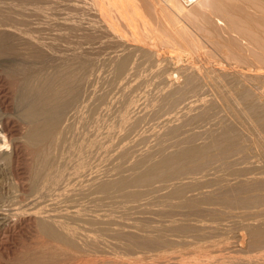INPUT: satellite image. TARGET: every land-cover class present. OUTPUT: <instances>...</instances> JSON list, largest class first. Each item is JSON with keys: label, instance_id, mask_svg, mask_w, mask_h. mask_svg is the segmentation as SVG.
<instances>
[{"label": "bare ground", "instance_id": "obj_1", "mask_svg": "<svg viewBox=\"0 0 264 264\" xmlns=\"http://www.w3.org/2000/svg\"><path fill=\"white\" fill-rule=\"evenodd\" d=\"M15 1L18 2L19 0ZM20 1H23L24 4V0ZM26 1L30 2L32 0ZM44 1L49 2L50 0ZM178 1H93L99 6L96 8V13L103 23L105 32L107 31L106 34L108 33L110 35L108 37L113 41L119 42V45L122 46L120 49H113L114 53L109 59L113 63V68L111 67L113 72L116 75H123V78L126 80L125 83L128 81L129 77L136 72L135 68H137V65L132 63V56L134 58L135 52H139L140 57H142L145 62L151 61L153 54H156L154 53V48L151 46L152 44L150 45L146 42L145 37L147 35L145 36V33L149 35L147 36L149 40L151 39L149 33H151L153 39H155V36L159 41L161 40V42L169 41L170 43L172 42V44H180L190 50L195 47L194 45L197 41L196 36L180 22L183 19L182 17L186 15V12L180 6V1ZM9 2L8 4H10ZM39 2L42 4V1ZM77 4L79 5L78 2ZM181 4L185 6L183 3ZM32 5L33 4L30 6L28 5V7ZM22 6L24 7V5ZM73 6L75 8V5ZM84 6H87L86 3ZM248 7H255L256 10L253 12ZM57 8L58 7H56V9ZM67 8L68 9H63L69 10L68 5ZM91 8L93 9V7H90V9ZM24 9L26 8L24 7ZM112 9L117 14L114 12H111V14L113 13L114 17L116 15V19L118 20L120 19L119 17H121L122 21H120H124L126 26L128 24L130 26L136 24L141 27H139V29L135 25L133 26V28L136 27L134 30L131 27V30H133L131 32L132 35H130L131 33L128 34L133 37L132 41H130L132 38L126 33L128 32L127 27L129 26L124 30L126 33L125 35L129 38L125 37L129 41L123 39V37L120 36L121 33L115 32L118 31V29L120 30V28L116 29L115 26L118 24L117 27H119L123 25L124 22L122 24L120 23V25L119 23L116 24L115 21L114 24V19L111 20L107 18L110 13L109 11ZM4 10L2 12L6 13ZM13 10L15 11V9L12 8V11ZM71 10L74 11V9ZM60 11L61 10L58 12ZM76 11L78 10L76 9ZM16 12L20 13L18 11ZM63 13L62 16L65 15ZM22 14L21 12V15ZM26 14L27 12L25 15ZM32 14L34 15V12ZM55 14L57 15V13ZM59 14L57 15L58 17L60 16ZM2 16L4 17L5 15ZM10 16L11 15H8V17ZM22 16H24V14ZM35 16L37 15H34V19L37 21ZM41 16L42 15H40V17ZM117 16L119 17L117 18ZM6 17L4 18L9 20V18ZM4 18L2 20H4ZM60 18L62 22L63 17L60 16ZM179 18L182 19L180 20ZM184 18L191 22L193 30L200 32L201 38H206L210 43L224 50L226 52L225 57L232 58L234 61L229 59V61H232L228 62V58L226 60L224 59L227 61V66H229L227 69L221 67L223 64L220 66L214 65L215 62L213 61L212 63V61L208 60L209 58L199 66L193 65L194 63L189 65L185 63L186 66H180L179 64V68L177 66L178 71L175 69V71L178 72L177 74H179V80L175 79L177 77L174 78L176 81H171L167 76L166 80L164 79L165 74L161 77L158 72L160 75L158 78H161L160 81L163 85L162 87L160 86L161 89L158 91L157 96L152 99V101H154L152 105L150 104L151 109L149 112V114L152 115L161 113L160 117L162 116V118L158 121L156 119L158 123H155L156 125L158 124V128L150 129L151 131L149 133H138L137 126H139L138 123L141 120L143 121V116L141 115H143L145 110H143L142 114L138 113L135 117L133 116L134 118L127 122L125 131H123L124 134L126 133L128 135H130L129 133L131 131H135L132 135L134 137L128 142L127 139L125 141L126 143L123 142L120 144V142H122L120 141V145L118 144V146H114L111 143L105 146L106 151L109 152V159L113 161V165L110 166L111 168L109 171L105 170L108 173H105L103 177H101L103 173H98L100 174L99 177L95 172L92 173L91 171H87L84 159H82L81 163H78L77 161L75 162L76 159L72 157L73 155L77 157L79 154L82 156L83 150L87 148L92 149L94 147L96 150L99 148V143L98 145L95 141L92 143L91 137L85 138V135H83L84 137L81 136L82 138H80L79 131L76 132L72 122L68 121L70 116H75L78 113L77 110L79 107L77 109V106L82 91H80V85L82 84L81 81L86 78V71H90V69L85 70L87 68L85 67L87 64H85V62L89 58L82 61L84 59L80 57L82 60L80 65L77 64V66L75 65L77 63H75V59H73V61H71V59L67 61L61 59L59 61L63 62L55 66L54 70L51 69V71H53L51 74L45 73L47 71L44 70V67L48 64L41 66L39 63V66H41L40 68H36V65L35 67H31L26 63H22L23 61L21 60V62L12 61L6 64L3 73H5L4 75H6L7 78L9 77L14 81V97L11 95L12 98L10 99L12 100L11 103H13L12 107H14V113L20 121V124L14 131L13 127L8 125V118L6 116L1 119L3 127L0 129L3 133L0 131V146L8 144L9 141L13 147L11 152H13L12 154L15 156L21 151L26 150L28 158H30L27 163L30 162L29 166H27L26 163V171H24V168V172H22L25 178L22 182L27 193L25 190L23 191L21 189L22 192L27 194L28 201L26 200L25 207L22 208L23 211L21 210L22 212L20 211V213L18 211L20 208H17V210L16 208L13 209L11 206L13 209L12 211L11 208L4 211L0 208V224L5 228L10 225L12 226V224L14 227V224L17 222L21 223L22 221L23 223V221H32L34 225L33 229H35L34 232H36L35 235H38L40 239L39 245L36 244V247H38L36 250L33 252L25 251L26 253H24V251L21 252L22 254L20 253L14 257L12 264H63L66 261V263H68L69 260L73 261V264H264V0H197L192 4L191 12ZM65 19L69 21V17ZM2 20H0L1 24H3ZM16 20L18 19H15L14 22L19 25ZM25 20L23 21L25 22ZM85 20L89 21L87 18ZM97 21H99V19ZM39 22L41 23V21ZM10 23H12L11 20ZM26 23H24V25L30 22L28 21V23ZM51 23L53 24V22ZM99 23L96 25H99ZM5 24L7 25V23ZM33 24L32 28L35 26H33ZM74 24L75 23H73L72 26H74ZM92 24H94V22ZM96 25L95 27H97ZM19 26L21 27V25ZM19 26L15 27L19 29ZM38 26L36 25V27ZM61 26H65L63 22ZM36 27L35 30L38 31L39 28ZM52 27L53 25L51 26V30L53 28L55 29V26ZM80 27H82L81 32H83V26ZM89 27L87 26V28ZM43 29L41 30L40 28L39 30L44 32L45 29ZM76 29H78V27ZM28 30L30 29L23 30V34ZM56 30L58 31V29ZM99 30L100 29H98V31ZM66 31L70 30L66 28ZM85 31L88 33L89 29ZM93 31L95 30L90 32ZM98 31L96 29L95 32ZM78 33H80V31ZM38 34L42 35L40 31ZM67 34H65V36ZM15 35H17V33H15ZM15 35L12 37H17ZM55 35L53 36L54 38L57 36ZM90 35L92 34H89V36ZM19 37L20 35H18L17 39H19ZM108 37L106 38L109 39ZM85 38L88 37L86 36ZM14 39L16 40V38ZM25 39V43L24 39H22L23 41H20V43L23 42L25 44L23 45L28 49L30 47V45L29 47L26 46L28 37ZM33 39L35 40L34 37ZM44 39L48 38L45 37ZM50 39L51 37L49 40ZM66 39L67 37L64 39L63 43L66 42ZM69 39H71V37H69ZM69 39H67V42L70 41ZM73 39H75V37ZM10 40L8 41L7 38L2 35V31L0 32V57L8 51H12L13 53L14 46L17 47L9 43H13V39L10 38ZM19 40H16V42L18 41L16 43L18 45ZM89 40H93L92 36ZM56 41L58 42V39ZM59 41H63V39ZM74 41L77 42L78 45L81 44L80 42L78 43L80 40L76 41L75 39ZM34 42H36V40ZM92 42L93 41L90 42L91 46L95 44L97 47L96 43ZM117 42H115V45ZM155 42L157 43L158 41ZM69 43L67 45H69ZM99 43H101V41H99ZM156 43L155 45H157ZM36 44L34 45L36 46ZM50 44L52 45L51 42ZM23 45L20 44V46ZM180 45L178 47H182ZM20 46L17 47L19 50H21ZM24 46L22 48H24ZM91 46L89 45V49ZM40 47L41 45L39 48ZM43 47L44 46H42V48ZM50 47L53 48V45ZM26 48L24 49L25 51H22L23 53L26 52ZM71 48L74 49V45ZM99 48L100 46L98 49ZM18 49H16V51H18ZM67 49L68 47H66L65 50L67 51ZM92 49L93 46L91 51H88L86 47V50L90 53ZM81 50L83 51L82 53H84L83 48ZM34 51H31V53ZM66 51L64 53L65 56ZM80 51L78 50L79 53L77 54H80ZM99 51L101 52V49ZM102 52L99 53L101 56L104 55H102ZM18 53H21V51H18ZM133 53L135 54L133 55ZM7 54L5 55L7 56ZM33 54H31V56ZM45 54H47V52ZM45 54H41L42 57ZM56 54H58V52ZM27 55H29V53ZM37 55H35V57H37ZM93 55L95 54L93 53ZM13 57H15V55ZM23 57L24 54L21 58ZM51 58L52 57H50V59ZM53 58H55V56ZM57 58L61 57L58 55ZM57 58H55V61H57ZM25 59L27 58L25 57ZM49 60L48 62H50ZM188 60L191 59L189 58ZM41 61L43 62V59ZM156 61L157 60H155L154 63H156ZM98 62L96 64H98ZM157 62H159V60ZM191 62H194V60ZM43 63L46 62L44 61ZM90 63L93 62L91 61ZM109 63L111 62L109 61ZM106 64L108 65V63ZM140 64L142 65L143 63ZM51 66L49 68H51ZM89 66L91 67V65ZM99 67L100 65L98 66V70ZM101 68L104 67L102 66L100 69ZM101 70L100 72H102ZM145 70L147 71V68ZM153 70L154 69H152V71ZM92 71L91 67V73L93 74ZM84 72L86 73L84 74ZM143 72L144 71H142V73ZM161 72H163V70ZM0 73L2 75V72ZM84 75L85 77L83 78ZM3 77L2 80L5 79V76ZM133 78L132 76L131 79ZM147 78L148 77L143 79L146 80ZM134 79L137 80L136 78ZM143 79L140 81L141 83ZM139 80H141V78ZM101 83L99 85H101ZM103 83H105L104 80ZM85 85L87 86L88 84ZM10 88L12 89V87ZM115 90L117 89L115 88ZM5 93L6 92L3 94ZM93 93H91V95ZM98 93L99 92L95 95H98ZM147 94L153 95L154 93L151 92ZM5 95L8 96V94ZM5 95L2 100L5 99L9 103L10 101ZM143 96L145 97V94L142 95V97ZM94 98L95 96L93 99ZM83 99L81 98L80 101ZM150 101L147 102L150 103ZM113 102L115 103L117 100H113ZM147 102L146 106L148 105ZM85 103L86 102H84V104ZM4 106H6V104H4ZM110 106L108 105V107ZM134 106H136V104ZM82 108H84V106ZM7 109L9 108L7 107ZM7 109H5L6 112L8 111ZM126 110L124 109L123 111L126 112ZM11 111H9V114ZM225 112L228 113L230 117H226ZM130 113L126 115H130ZM100 115L102 114L100 113ZM95 116L97 117V115ZM75 117H73L74 119L72 118L74 122ZM78 119L79 121H77L82 125L86 123L85 116H80ZM125 119L123 118L124 121ZM124 121L121 123H124ZM144 121L146 120L144 119ZM151 122L154 123L155 121ZM153 123L150 124L153 125ZM77 125V127L81 126H79L78 123ZM102 125L103 124H101V127ZM112 125L117 128L115 122L112 123ZM112 125L111 127L113 128ZM119 125L121 124L119 123ZM88 126L90 127L91 125ZM107 131H109V129ZM68 132L71 133L69 137L66 134ZM112 134L113 133H111V136ZM93 135L95 134H92V137H95ZM105 136L107 137V135ZM105 136L103 137L104 139ZM124 136L127 137L126 135ZM103 138L100 140L98 137L97 142H101ZM147 140H150L148 145L145 144L146 146L143 145L144 147L139 146L140 143L142 145V143L144 144V141ZM88 149L86 151H89ZM86 151H84L83 154H86ZM94 153L97 154L96 152ZM5 156H7V153ZM84 156L85 155L82 157ZM3 159L7 158L3 157ZM15 159L18 161L17 158ZM98 160L100 161V158ZM9 161L11 160L7 162ZM3 162L6 163L5 160ZM63 166L65 168L64 170L69 166L72 167V170L75 169L72 173L68 174L69 178L67 179L66 177L68 176L64 179V174H61L63 178L58 174L60 170L62 171ZM11 167L10 164V168ZM100 168L95 169L99 170ZM89 169L92 170L93 168ZM6 170L8 172V169L4 171ZM4 171H2V174H4ZM10 171L12 170L10 169ZM81 172L82 174H87L83 177L82 181L79 180L81 181L79 183L77 177ZM100 172H103V170ZM80 177L82 178V176ZM84 199H92L96 206L100 205L102 207L104 203H107L113 207H121V215L116 216V214H119L117 211L115 215L107 211L99 213H93L95 211L90 212L83 203ZM21 205H23V203H21ZM111 206L108 208L111 209ZM104 209H106V207ZM16 210L17 212L15 213ZM14 215L15 218L12 217ZM238 231L242 232L238 234ZM237 234L242 246L237 244ZM235 237L237 240L233 239ZM26 250L32 251V247ZM112 250L120 251L123 254H127V256H129L128 254L134 255L137 253H144L146 254L145 259H143L145 261L137 262L138 260L129 261L126 259H119L120 256L118 258H110V256L107 259L103 257L98 258V255L105 252H112ZM109 254L112 255L111 253ZM124 256L126 257V255Z\"/></svg>", "mask_w": 264, "mask_h": 264}, {"label": "rangeland", "instance_id": "obj_2", "mask_svg": "<svg viewBox=\"0 0 264 264\" xmlns=\"http://www.w3.org/2000/svg\"><path fill=\"white\" fill-rule=\"evenodd\" d=\"M6 1V2H5ZM10 1V2H9ZM15 0H13V3H12V0H0V10H4L6 13H4V12H2V11H0V14L1 13H3V14H1L0 16H2V15H5L4 17H6V15H7V17H8V15H11L13 18L14 17H16L17 15V17L16 18H14V20L12 21V19L10 18V17H8L9 18V20H7V19H5L3 16V18H4V20H2L3 18L2 17H0L1 19L0 20H2V23L3 24H5V23H7V25L5 24V25H3V24H1V21H0V30L2 31V35H4L6 38H7V40L9 41L10 40V38L11 39H13V43L12 42H9V43H11L12 45H16L17 47H19L20 46V44L21 45H23L24 43H25V41H26V39L25 38H27L28 37V40H27V42L28 43H30V41H31V43L30 44H28V43H26V46H28L29 47V45H30V47L27 49L24 45V48H22L23 46H20V49L21 50H19L17 47H15L14 46V51H13V53L16 51V49H18V51L20 52L21 51V53H18V51H16L14 54L12 53V51H8V52H6L5 54H7V56L5 55V54H3L1 57H0V72H2V75H1V73H0V81L2 80V77L3 76H5V79H3L0 83L2 84H0V86L2 87H0V99L2 100L3 99V96L5 95V94H8V96L7 95H5L6 97H8V99H9V103L4 99V100H0V108L2 109V111H1V109H0V128H2L3 127V122H2V118L3 117H7L8 118V125H10L11 127H13V129H14V131H15V129H16V127L17 126H19V124H20V121L17 119V117H16V115H15V110H14V107H12V104L13 103H11L12 102V100L10 99V98H12V97H14V90H13V87L15 88V84H14V81L12 80V79H10L9 77L7 78L6 77V75H4L5 73H3V69L5 68V66H6V64L7 63H9V62H12V61H15V62H21V61H23L22 63H26V64H28V65H30L31 67H35V65H36V68H40L42 65H44L45 66V64H48V65H46L45 67H44V70H46L47 72H45V73H48V74H51L53 71H51V69L52 70H54V68H55V66H57V65H59V64H61L63 61H59V60H61V59H64L65 61H67L68 59H71V61H73V59H75V65L77 66V64L78 65H80V63H81V60L82 59H84V60H82V61H85V60H87L88 58L90 59H88L86 62H85V64L87 63H89L88 64V66L89 65H91V67H92V72H93V74L91 73V67L89 66H87V64L85 65V67H87L85 70H89L90 69V71L88 72V71H86V72H84V74L86 75V78H85V80L83 79L81 82H82V84L80 85V91H81V95H80V97H79V102H78V106H77V109H78V107H79V109L77 110V115H75V116H70V119H68V121H70V122H72V124L74 125L73 126V128H74V130L76 131V132H78L79 133V137L80 138H82V137H84L83 135H85V138H89V137H91V142L93 143L94 141L96 142V144L98 145V143H99V150L97 149L96 150V148H92V149H88L89 151H86L87 149H85V150H83V152L84 151H86V154L84 153L83 154V152H82V156L83 155H85L84 157H82L80 154H79V156H77V157H75L74 155L72 156V157H74L76 160H75V162L77 161L78 163H81V161H82V159H84V164L86 165V170L87 171H91L92 173H94L95 172V174L97 175V176H99L101 173H103V175H101V177H103V176H105L104 174L105 173H108V172H106L105 170H108L109 171V169L111 168L110 166H112L113 165V161H111L110 159H109V152H107L106 151V149H105V146L107 145V144H113L114 146H118V144H119V142L120 141H122V142H120V144H122L123 142L124 143H126L125 141L127 140V142L129 141V140H131L134 136H132L134 133H135V131H131L132 132V134H131V132L129 133L130 135H128V134H124V131H125V126H126V124H127V122L129 121V120H131L132 118H134L135 116H136V114H138V113H143V110H145L144 111V113H143V115H141V116H143V121L141 120L139 123H138V125L139 126H137V132L138 133H144V132H146V133H149L152 129H155L156 127L158 128V124L156 125L155 123L160 119V118H162V116L160 117V114L161 113H159V114H154V115H152V114H149V112H150V109H151V106H150V104L152 105L153 104V101H152V99H154V97H156L157 96V93H158V91L161 89V87H162V85H163V83L160 81L161 80V78H158V77H160V75H161V77L162 76H164V74H165V77H164V79H166L167 80V78L168 79H170L171 81H176V80H179V74H177L178 72H176L175 71V69H177V71H178V68H179V64H180V66L182 65V66H184L185 65V63H186V65H189V64H193V65H195V66H199V65H201L202 63H204L205 62V60L206 59H208L209 61H212V63H213V61L215 62L214 63V65H221V64H223L221 67H223V68H225V69H227V68H229V66H227V61H225L228 57H225V55H226V52L224 51V50H221L219 47H217L216 45H214V44H212V43H210L206 38L205 39H203V38H201L200 37V32L199 31H196V30H193L192 29V25H191V22L190 21H188L186 18H184L187 14H189L190 12H191V7H192V4L191 5H185V6H183L178 0V2H179V4H180V6L183 8V10L186 12V15L184 16V17H182L180 20V22H181V24L183 23V25L186 27V28H188L189 29V31L193 34V35H195L196 36V42H195V47H193L191 50L190 49H187L185 46H183V45H180V46H182V47H178L179 45L177 44H175V43H173L172 44V42L170 43L169 41H162L161 42V40L159 41V39L158 38H156L155 36H154V38L156 39H153V37H152V34L151 33H149L150 34V36H151V39H153V40H149V37H147V36H149L148 34H146L145 33V36L147 37H145V40H146V42H148V44H152L151 46L154 48V53H156V54H153V57H152V60L151 61H146L145 62V60H143V58L142 57H140V55H139V52H135V53H133V55H134V58H133V56H132V63L134 64L135 63V65H137L136 67L137 68H135V73H134V75H131L130 77L132 78V76L134 77V78H136L137 80H135L134 78V80L133 79H131L130 77H129V79H128V81L125 83V79L123 78V75H116L114 72H113V63H112V61L109 59L112 55H113V53H114V50H117V49H120V48H122V46L121 45H119L120 43L119 42H117V41H113L110 37H108V36H110L108 33L106 34V32H105V29H104V27H103V23H102V21H101V19L98 17V15H97V13H96V8H98L99 6H97V3L96 2H93L94 0H50L48 3L46 2V1H44V0H39V1H42V4H41V2H39L38 0L36 1V0H32V1H30V2H28V1H26V0H24V4H23V1H18V2H14ZM72 1V2H71ZM86 1H88V2H86ZM8 2L11 4H8ZM32 2V3H31ZM44 2V3H43ZM64 4H63V3ZM77 2L79 3V5L77 4ZM5 3V4H4ZM22 3V4H21ZM33 4L31 7H28V5L30 6L31 4ZM61 4V5H59V4ZM71 5V7H70V5ZM75 3V4H74ZM85 3H86V7L84 6L85 5ZM96 5H95V4ZM8 4V5H7ZM37 4V5H36ZM44 4V5H43ZM45 4H46V6H45ZM65 4H67L68 5V7H69V10H66V9H68L67 8V5H65ZM84 4V5H83ZM2 5H3V7H2ZM5 5V6H4ZM14 5V6H13ZM18 5V6H17ZM22 5H24V7L27 9H24V7L22 6ZM39 5V6H38ZM54 5V6H53ZM60 7H59V6ZM73 5H75V8L78 10V11H76V9L74 8V6ZM88 5H90V6H88ZM93 5V6H92ZM11 6H12V8L13 9H15V11L13 10L12 11V8H11ZM16 6V7H15ZM22 6V7H21ZM42 6V7H41ZM73 6V7H72ZM96 6V7H95ZM7 7V8H6ZM37 7H38V9H37ZM45 7V8H44ZM52 7V8H51ZM56 7H58L57 9H56ZM61 7H63V8H66V9H63V8H61ZM90 7H93V9L91 8L90 9ZM10 8H11V10H10ZM31 8V9H30ZM40 8H42V9H40ZM47 8H48V10H47ZM249 8V7H248ZM63 9V10H62ZM71 9H74V11L73 10H71ZM251 11H255L256 10V8L254 7H251V8H249ZM7 10V11H6ZM32 10H34V11H32ZM41 10V11H40ZM44 10V11H43ZM48 12H47V11ZM52 10V11H51ZM54 10H55V12H54ZM59 10H61L60 12H58ZM72 11V13L73 14H76V15H73L72 13H71V11ZM16 11H18V12H20V13H17ZM25 11V12H24ZM38 11V12H37ZM46 11V12H45ZM83 11V12H82ZM14 12V13H13ZM17 14H16V13ZM21 12L24 14V16H22L21 15ZM27 12V14L25 15V13ZM31 12V13H30ZM34 12V15H37V16H35V18H37V21H36V19H34V15L32 14ZM54 12V13H53ZM63 14H65L64 16H62V13ZM66 12V13H65ZM70 12V13H69ZM110 13L108 14V17L107 18H109V19H111V20H113L114 21V24H115V21H116V24L117 23H123V22H121L122 20H121V17H119V16H117V18L119 17L120 19L118 20V19H116V15L115 14H117L113 9L111 10V11H109ZM111 12H114L115 14V17L113 16V13L111 14ZM12 13V14H11ZM35 13H38V14H35ZM41 13V14H40ZM47 13V14H46ZM50 13V14H49ZM55 13H57V15L59 14L61 17H63L62 19V22H63V25H65V26H61V18H60V16L58 17ZM67 13H68V15H67ZM87 13V14H86ZM14 14H16V15H14ZM44 14V15H43ZM83 14V15H82ZM20 15V16H19ZM30 15V16H29ZM40 15H42L41 17H40ZM49 15H50V17H49ZM110 15V16H109ZM27 16V17H26ZM55 18H54V17ZM57 16V17H56ZM71 16H72V18H71ZM77 17V19H76V17ZM83 16H84V18H83ZM111 16H113L112 18H110ZM6 17V18H7ZM20 17V18H19ZM23 18V20H25V22L22 20V18ZM26 17V18H25ZM47 17V18H46ZM68 17H69V19H68ZM29 18V19H28ZM38 18H39V20H38ZM50 18V19H49ZM60 18V19H59ZM65 18H67L69 21H67ZM89 19V21L88 20H85V19ZM15 19H18V20H16V22L17 23H19V25H21V27L18 25V24H16L14 21H15ZM33 19V20H32ZM50 21H49V20ZM99 19V21H97ZM10 20H11V22L12 23H10ZM20 20V21H19ZM36 22H35V21ZM47 21V23L49 24H47L46 23V21ZM72 20V21H71ZM74 20H75V22H74ZM92 20V21H91ZM121 20V21H120ZM187 20V21H186ZM5 21V22H4ZM9 21V22H8ZM26 21H27V23H28V21L31 23H29V24H27L26 23ZM39 21H41V23L39 22ZM45 21V22H44ZM55 21V22H54ZM58 21V22H57ZM77 21V22H76ZM80 23H79V22ZM93 23L94 22V24H92L91 22ZM96 21V22H95ZM117 21H119V22H117ZM186 23H184V22ZM22 22H23V24H22ZM43 22V23H42ZM51 22H53V24L51 23ZM60 22V23H59ZM85 22V23H84ZM90 22V23H89ZM99 23V25H96V24H98ZM10 23V24H9ZM14 23V24H13ZM24 23H26L27 25H24ZM34 23V24H33ZM36 23V24H35ZM65 23V24H64ZM69 23V24H68ZM73 23H75L74 24V26H76V27H74V26H72L73 25ZM84 23V24H83ZM101 23H102V27H101ZM32 24H33V28H32ZM40 24V25H39ZM43 24H44V26H43ZM53 25V27L55 26V29L53 28L52 30H51V26ZM55 24V25H54ZM60 24V25H59ZM90 25V27L91 28H93V29H91L90 27H89V25ZM92 24V25H91ZM120 24V25H121ZM11 27H9V26ZM36 25L38 26V27H36ZM46 25V26H45ZM49 27H48V26ZM86 25V26H85ZM95 25L97 26V27H95ZM125 25V26H124ZM136 25V24H135ZM135 25H127V26H129V27H127L126 26V23L124 22L123 23V25H121V26H119V27H117L118 26V24H117V26H115V28L117 29V28H120V30L118 29V31H115L116 33L118 32L119 34H120V36H122L123 37V39H127V38H129V37H131L130 35H132V31L136 28V27H134L133 28V26H135ZM8 26V27H7ZM18 27L19 26V29H17L16 27ZM23 26V27H22ZM31 26V27H30ZM42 26H43V28L45 29H43L42 28ZM80 26H83V28L84 29H82V30H88L89 29V34H92V35H90L89 36V34L87 33V31H83V32H81V28L82 27H80ZM87 26L89 27V28H87ZM99 26V27H98ZM124 26V27H123ZM137 26V25H136ZM4 27H6V28H4ZM25 27V28H24ZM35 27L36 28H41V30L43 29L44 30V32L43 31H41V30H39L38 29V31L37 30H35ZM69 27V28H68ZM76 29L77 27H78V29H74V28ZM86 27V28H85ZM127 27V31L128 32H126L127 34L129 33H131L130 35H129V37L127 36V35H125L126 33L124 32V30H125V28ZM131 27H132V29L133 30H131ZM138 28L140 27V26H137ZM8 28V29H7ZM23 29L24 31L25 30H27V29H30V30H28L27 32H28V34H27V32H25V34H23L24 33V31L23 30H21V29ZM49 28V29H48ZM66 28H67V30H70V31H66ZM74 30H72V29ZM97 29V31H98V29H100L98 32H95L96 31V29ZM122 28H123V33H122ZM141 28V27H140ZM139 28V29H140ZM5 29V30H4ZM12 31H11V30ZM56 29H58V31L56 30ZM138 29V30H139ZM9 30H10V32H9ZM23 31V32H20V31ZM92 30H95V31H93V32H90V31H92ZM102 30H104V31H102ZM129 30H130V32H129ZM142 30V29H141ZM140 30V31H141ZM0 31V32H1ZM14 31H15V33H17V35H15V33H14ZM31 33H30V32ZM34 31V32H33ZM39 31H40V34L42 33V35H39L38 33H39ZM46 31V32H45ZM49 31H51V32H49ZM54 31V32H53ZM56 31V32H55ZM61 31V32H60ZM74 33H73V32ZM76 31H80V33H78V32H76ZM120 31V32H119ZM18 32H20V33H18ZM49 32V33H48ZM58 32V33H57ZM77 34H76V33ZM100 32H102V33H100ZM9 33V34H8ZM10 33H11V35H10ZM46 33H48V34H46ZM52 35H51V34ZM53 33H55V34H53ZM68 33V34H67ZM71 33V34H70ZM97 33V34H96ZM5 34H7V35H5ZM17 36V37H12V36ZM27 34V35H26ZM29 34H31V35H34V36H31V35H29ZM36 34H37V36H36ZM45 34V35H44ZM60 36H59V35ZM65 34H67L66 36H65ZM102 34H103V36H104V38H103V36H102ZM18 35H20V37H19V39L21 38V37H23V38H21L20 40L19 39H17L18 38ZM46 38H48V39H44L45 37ZM48 35V36H47ZM56 36V38L58 39V42L56 41L57 39L56 38H54L53 36ZM98 35V36H97ZM124 35V36H123ZM9 38H8V37ZM26 36V37H25ZM41 36V37H40ZM43 36V37H42ZM51 37V39H54V40H49V38ZM65 36V37H64ZM82 38H81V37ZM88 37V38H85V37ZM91 36H92V39L93 40H89V39H91ZM127 38H126V37ZM25 37V38H24ZM33 37L35 38V40H36V42H34L35 40L33 39ZM40 37V38H39ZM67 37V39H69V37H71V39H72V41H71V39H69L70 41L69 42H71V43H69V42H67L68 40L66 39V42L65 43H63L64 42V39ZM75 37V39H76V41L77 40H80V41H78V43L80 42L81 44H77V42H75L74 40L75 39H73ZM94 37V38H93ZM102 37V38H101ZM106 37H108L109 39H107ZM121 37V38H122ZM125 37V38H124ZM14 38H16V40H19V45L18 44H16L17 42H16V40L14 39ZM37 38V39H36ZM60 38V39H59ZM98 40H97V39ZM132 39H130V41H132L133 40V37H131ZM22 39H24V43L23 42H21L20 43V41H23ZM41 39H42V41H41ZM63 39V41H59V40H62ZM84 39H87V40H84ZM15 40V41H14ZM45 42H44V41ZM84 42H83V41ZM10 41H12V40H10ZM38 41V42H37ZM73 41H74V43H73ZM82 41V42H81ZM87 41H88V43H87ZM91 41H93L92 43H96V45H97V47L95 46V44L93 45L92 44V46H93V49H92V52L90 53V52H88L89 50L91 51V48H92V46H91V44H90V42ZM99 41H101V43H99ZM126 41H129L128 39L126 40ZM155 41H158L157 43L155 42ZM50 42L52 43V45H53V48L52 47H50V46H52L51 44H50ZM57 42V43H56ZM60 42V43H59ZM61 42H62V46H61ZM115 42H117L116 43V45H115ZM151 42V43H150ZM160 42V43H159ZM37 43V44H36ZM41 43H43V44H41ZM60 45H59V44ZM69 43V45H67ZM88 44V46H87V44ZM104 43V44H103ZM111 43V44H110ZM155 43L157 44V45H155ZM34 44H36V46L34 45ZM47 46H46V45ZM77 44V45H76ZM172 44V45H171ZM41 45V47L39 48V46ZM50 45V46H49ZM67 45V46H66ZM71 45V46H70ZM73 45H74V49L73 48H71V47H73ZM75 45H76V47H75ZM80 45H83V46H80ZM89 45L91 46L90 47V49H89ZM173 45H175V46H173ZM42 46H44L43 48H42ZM58 46H59V48H58ZM79 48H78V47ZM87 47V50H86V47ZM100 46V48L98 49V47ZM113 46V47H112ZM119 46V47H118ZM31 47H33V48H31ZM36 47V48H35ZM39 49H38V48ZM55 47V48H54ZM66 47H68V49H67V51L65 50L66 49ZM104 47V48H103ZM118 47V48H117ZM27 49L26 50V52H22V51H25L24 49ZM45 48V49H44ZM64 48V49H63ZM83 48V50H84V53L86 54H84V53H82L83 51L81 50ZM159 48H160V50H159ZM23 49V50H22ZM31 49V50H30ZM36 49V50H35ZM38 49V50H37ZM42 51H46L47 52V54H45L44 52H42ZM62 51H61V50ZM73 49V50H72ZM97 51H96V50ZM101 49V52H102V55L103 56H101V54H99V53H101L99 50ZM114 49V50H113ZM35 50V51H34ZM41 52H40V51ZM66 51V56H65V51ZM78 50L80 51V54H77V53H79L78 52ZM93 50H94V52H93ZM107 50V51H106ZM111 50V51H110ZM159 50V51H158ZM31 51H34V52H32L31 53ZM48 51H50V52H48ZM55 51H57L58 52V54H56L57 52H55ZM69 51V52H68ZM72 51V52H71ZM75 53H74V52ZM98 51H99V53H98ZM38 52V53H37ZM55 52V53H54ZM61 52V53H60ZM71 52V53H70ZM96 52H97V54H96ZM17 53V54H16ZM29 53V55H27V54ZM33 54L32 56H31V54ZM40 53V54H39ZM48 53H49V55H48ZM60 53V54H59ZM70 55H69V54ZM76 54V55H74V54ZM89 53V54H88ZM93 53L95 54V55H93ZM163 53V54H162ZM22 54V55H21ZM23 54H24V57L23 58H21L22 56H23ZM25 54H26V56H25ZM38 54V55H37ZM41 54H45L43 57H42V55ZM83 54V55H82ZM91 54H92V56H91ZM110 54V55H109ZM162 56H161V55ZM15 55V57H13ZM18 55V56H17ZM35 55H37V57H35ZM49 57H48V56ZM51 55V56H50ZM58 55H59V57H61V58H57L58 57ZM63 55V56H62ZM69 55V56H68ZM73 55V56H72ZM109 55V56H108ZM139 56V59H138V56ZM10 58H9V57ZM21 56V57H20ZM40 56V57H39ZM55 56V58H57L56 60L57 61H55V58H53ZM75 56H76V58H75ZM92 58H91V57ZM95 56V57H94ZM97 56V57H96ZM137 58H136V57ZM4 57H7V58H4ZM12 57V58H11ZM19 59H18V58ZM25 57L27 58V59H25ZM42 57V58H41ZM50 57H52L51 59H50ZM64 57V58H63ZM69 57H71V58H69ZM82 59H81V58ZM105 57H107V58H105ZM156 57V58H155ZM200 57H204L203 59L202 58H200ZM37 58H40V59H37ZM44 58H46V59H44ZM77 58H78V60H77ZM86 58V59H85ZM101 58V59H100ZM105 58V59H104ZM153 58H154V60H153ZM167 58V59H166ZM191 59V60H188V59ZM14 59V60H13ZM32 59V60H31ZM33 59H34V61H33ZM43 59V62L45 61L46 63H43L41 60ZM50 59V60H49ZM53 59H54V61H53ZM95 59H97V60H95ZM107 59V60H106ZM164 59V60H163ZM176 59V60H175ZM200 62H198L197 60ZM211 59V60H210ZM223 59V60H222ZM225 59V60H224ZM229 59H232V58H228L227 60H228V62H230V61H232V60H230L229 61ZM21 60V61H20ZM48 60L50 61V62H48ZM77 60V61H76ZM101 60V61H100ZM140 60H141V62H140ZM155 60H159V62H157L156 61V63H154L155 62ZM169 60V61H168ZM188 60V61H187ZM192 60H194V62H191ZM203 60V61H202ZM39 61H41V62H39ZM93 62V63H90V62ZM97 61H100V62H98V64H96L95 62ZM103 61V62H102ZM109 61L112 63H109ZM138 61V62H137ZM144 61V62H143ZM172 61V62H171ZM202 61V62H201ZM222 61V62H221ZM234 61V60H233ZM143 63L142 65L140 64V63ZM171 62V63H170ZM183 62V63H182ZM225 62V63H224ZM36 63V64H35ZM39 63H40V65L41 66H39ZM43 63V64H42ZM51 63V64H50ZM95 63V64H94ZM106 63H108V65L106 64ZM163 63H164V65H163ZM168 63H169V65H168ZM177 65H176V64ZM218 63V64H217ZM33 64H34V66H33ZM158 64V65H157ZM53 66V68H52V66ZM100 65V67H104V68H101L100 69V67H99V70H98V66ZM102 65V66H101ZM112 65V66H111ZM171 65V66H170ZM185 65V66H186ZM227 67H226V66ZM51 66V68H49ZM108 66H109V69H108ZM141 68H140V67ZM146 67L147 68V71L145 70L146 68H144V67ZM147 66H150V67H147ZM159 66V67H158ZM162 66V67H161ZM177 66H178V68H177ZM112 67V68H111ZM156 67V68H155ZM167 67V68H166ZM169 67V68H168ZM175 67V68H174ZM1 68H2V70H1ZM48 68H49V71H48ZM107 68V69H106ZM111 68V69H110ZM150 68V69H149ZM162 68V69H161ZM165 68V69H164ZM138 69H139V71H138ZM144 71L143 73H142V71ZM152 69H154L153 71H152ZM161 69V70H160ZM167 69V70H166ZM169 69V70H168ZM100 70L103 72H100ZM163 70V72H161ZM174 70V71H173ZM152 71V72H151ZM100 72V73H99ZM158 72H159V74H158ZM166 72V73H165ZM174 72V73H173ZM99 75H98V74ZM108 73V74H107ZM138 73V74H137ZM155 73V74H154ZM91 74V75H90ZM103 74H104V76H105V78H104V76H103ZM106 74V75H105ZM112 74V75H111ZM137 74V75H136ZM143 74V75H142ZM85 75L83 76V78L85 77ZM142 75V76H141ZM2 76V77H1ZM91 76V77H90ZM107 76V77H106ZM156 76V77H155ZM166 76H167V78H166ZM173 76V77H172ZM98 77V78H97ZM146 77H148L146 80H144ZM155 77V78H154ZM175 77H177V78H175ZM4 78V77H3ZM8 80H7V79ZM103 78V79H102ZM109 78H110V80H109ZM141 78V80H139ZM144 78V79H143ZM152 78H154V79H152ZM176 80H175V79ZM121 79H122V81H121ZM142 79H143V82L141 83L140 81H142ZM158 79V80H157ZM7 80V81H6ZM93 80V81H92ZM97 80H99V81H97ZM103 80H104V82L105 83H103ZM120 80V81H119ZM152 80V81H151ZM4 81V82H3ZM83 81H84V83H83ZM98 83H96V82ZM102 83H101V82ZM133 81V82H132ZM159 81V82H158ZM13 82V83H12ZM132 82V83H131ZM145 82V83H144ZM3 83H4V85H3ZM9 83V84H8ZM96 83V84H95ZM101 83V85H99ZM115 83H116V85H115ZM118 83H119V85H118ZM140 83V84H139ZM144 83V84H143ZM8 84V85H7ZM11 84V85H10ZM13 84V85H12ZM84 84V85H83ZM85 84H88L87 86L85 85ZM121 84V85H120ZM129 84H130V86H129ZM132 84V85H131ZM138 84V85H137ZM84 86V88L86 89V92H85V89L83 88V86ZM4 86H6V87H4ZM9 86V87H8ZM93 86V87H92ZM111 86V87H110ZM125 88H124V87ZM135 86V87H134ZM159 88H158V87ZM161 86V87H160ZM10 87H12V89L10 88ZM90 87H92V88H90ZM104 87V88H103ZM4 88V89H3ZM84 90H83V89ZM102 88V89H101ZM115 88L117 89V90H115ZM131 88V89H130ZM7 89V90H6ZM10 89V90H9ZM91 89H92V91H91ZM94 89V90H93ZM124 91H123V90ZM3 90H5V91H3ZM112 90H113V92H112ZM115 90V91H114ZM11 91H13V92H11ZM127 93H126V92ZM149 91H151L152 93H154L153 95L151 94H147V93H151V92H149ZM4 92H6L5 94H3ZM9 92H11V93H9ZM84 92V93H83ZM89 92H91V93H93L92 95H91V93H89ZM97 92H99L98 93V95H95V94H97ZM119 93V94H118ZM122 93V94H121ZM85 94V95H84ZM103 94V95H102ZM128 94V95H127ZM145 94V97L143 96L142 97V95H144ZM11 95H12V97H11ZM84 95V96H83ZM110 95V96H109ZM117 95V96H116ZM119 95V96H118ZM123 95V96H122ZM127 95V96H126ZM148 95H150V96H148V98H147V96ZM95 96V98L93 99V97ZM109 96V97H108ZM126 98H125V97ZM133 96V97H132ZM101 97V98H100ZM116 97H117V99H116ZM122 97V98H121ZM151 97V98H150ZM83 99V100H81L80 101V99ZM90 98V99H89ZM104 100H103V99ZM108 98V99H107ZM112 98V99H111ZM135 98V99H134ZM101 99V100H100ZM129 99V100H128ZM133 99V100H132ZM143 99V100H142ZM152 101H150V100ZM86 100V101H85ZM92 100V101H91ZM97 100V101H96ZM113 100L115 101V100H117V102H113ZM120 102H119V101ZM131 100H132V102H131ZM129 103H128V102ZM139 101H140V103H139ZM143 103H142V102ZM147 101H150V103L149 102H147ZM217 101H218V99H217ZM81 102V103H80ZM84 102H86L85 104H84ZM128 104H127V103ZM146 102L148 103V105L146 106ZM4 104H6V106H4ZM11 104V105H10ZM100 106H99V105ZM121 104H124V105H121ZM127 104V105H126ZM131 104V105H130ZM136 104V106H134ZM145 104V105H144ZM81 105V106H80ZM84 106V108H82L83 106ZM107 105V106H106ZM108 105L110 106V107H108ZM130 105V106H129ZM219 105H220V103H219ZM4 106V107H3ZM127 106V107H126ZM129 106V107H128ZM6 107V108H5ZM7 107L10 109H7ZM81 107V108H80ZM125 107V108H124ZM133 107H135V108H133ZM141 107H143V108H141ZM107 108H109V109H107ZM123 108V109H122ZM149 108V109H148ZM5 109H7L8 111L6 112V110ZM117 111H116V110ZM122 109V110H121ZM126 110V112H124L123 110ZM133 109V110H132ZM137 109V110H136ZM147 109H148V111H147ZM4 110V111H3ZM12 110V111H11ZM82 110V111H81ZM87 110H89V111H87ZM112 110V111H111ZM121 110V111H120ZM128 110H129V112H128ZM140 110V111H139ZM9 111H11L10 112V114H9ZM87 111V112H86ZM99 111V112H98ZM132 111V112H131ZM1 112H3V113H1ZM4 112H5V114H4ZM103 112V113H102ZM131 112V113H130ZM148 112V113H147ZM222 112V111H221ZM85 113H87V114H85ZM97 113V114H96ZM100 113L102 114V115H100ZM120 113H121V115H120ZM124 113H125V115L126 114H129L130 113V115H124ZM81 114V115H80ZM84 114V115H83ZM116 114V115H115ZM225 114H226V117H230L229 115H228V113H226L225 112ZM95 115H97V117L95 116ZM118 115H119V117H118ZM152 115V116H151ZM159 115V116H158ZM80 116H85V118H86V123L84 124V125H82L80 122H78L79 121V119L78 118H80ZM99 116V117H98ZM106 116V117H105ZM134 116V117H133ZM155 116V117H154ZM157 116H158V118H157ZM73 117H75V122H74V120H72V118ZM93 117V118H92ZM112 117H114V118H112ZM149 117V118H148ZM97 118H99V119H97ZM118 118V119H117ZM123 118L125 119V121L123 120ZM129 118V119H128ZM152 118V119H151ZM153 118H155V119H153ZM74 119V118H73ZM120 119V120H119ZM144 119L146 120V121H144ZM149 119H151L150 121H148ZM156 119H157V121H156ZM78 120V121H77ZM88 120H89V122H88ZM94 120V121H93ZM122 120V121H121ZM127 120V121H126ZM15 121V122H14ZM19 123H18V122ZM124 121V123H121V122H123ZM151 121H155L154 123L153 122H151ZM17 122V123H16ZM88 122V123H87ZM95 122V123H94ZM115 122V126H117V128L116 127H114V125H112V123H114ZM126 122V123H125ZM12 123V124H11ZM15 123V124H14ZM77 123L79 124V126L81 127H77L78 125H77ZM117 123H118V125H119V123L121 124V125H119V128H118V125H117ZM150 123H153V125L152 124H150ZM158 123V122H157ZM2 124V125H1ZM18 124V125H17ZM87 124V125H86ZM101 124H103L102 125V127H101ZM109 124H110V126H109ZM142 124V125H141ZM148 127H146L145 125ZM150 124V125H149ZM88 125H91L90 127L88 126ZM111 125L113 126V128H115V129H113L112 127H111ZM124 125V126H123ZM87 126V127H86ZM121 126V127H120ZM75 127H76V129H75ZM92 127V128H91ZM107 127V128H106ZM110 127V128H109ZM146 128V129H145ZM109 129V131H107ZM115 132H113L112 130ZM117 129V130H116ZM143 129H144V131H143ZM151 129V130H150ZM87 130H88V132H87ZM98 130V131H97ZM103 130V131H102ZM106 130V131H105ZM111 130V131H110ZM122 132H121V131ZM124 130V131H123ZM0 131H1V129H0ZM85 131H86V134H85ZM97 131V132H96ZM104 132H105V134H104ZM106 132H108V133H106ZM118 132V133H117ZM1 133H3V131H1ZM0 133V134H1ZM111 133H113L112 134V136H111ZM117 133V134H116ZM67 134V136L69 137V136H71V133L70 132H68V133H66ZM92 134H95V135H93V136H95V137H92ZM103 134H104V136L105 135H107V137L105 136V139L103 138L104 136H103ZM145 134V133H144ZM109 135V136H108ZM116 135V136H115ZM124 135H126L127 137H125ZM82 136V137H81ZM100 136H103V137H100ZM111 136V137H110ZM113 136H114V138H113ZM121 136V137H120ZM98 137H99V139L101 140V138H103L102 139V141H103V143H102V141L100 142V141H98L97 142V140H98ZM110 137V138H109ZM92 138H93V140H92ZM95 138V139H94ZM97 138V139H96ZM119 138H120V140H119ZM112 141V142H111ZM116 141V142H115ZM150 143V140H147V141H144V144L142 143V145H141V143H140V147H144L143 145H148L149 143ZM101 144V145H100ZM119 144V145H120ZM145 145V146H146ZM96 147H98V146H96ZM5 148V149H4ZM13 150V147H12V144H10V142L8 141V144H4V145H1L0 146V208H1V210L3 209V211L4 210H7L8 208H11V206H12V208L14 209V208H20V210H18L19 211V213H20V211L22 210V208H24L25 206V202H27L28 200H27V198H28V196H27V194H25V192L27 193V191L25 190V188H24V186H23V182L22 181H24V174L22 173V172H24V171H26V168H27V166H29V162L27 163V161H28V159L30 160V158H28V154L26 153L27 151L26 150H24V151H21L19 154H17L16 156L15 155H13L12 153L13 152H11ZM93 151V152H92ZM11 152V153H10ZM94 152H96L97 154H95ZM7 153V156H5V154ZM90 153V154H89ZM92 153H93V155H92ZM11 154V155H10ZM88 154V155H87ZM95 154V155H94ZM103 156H102V155ZM105 154V155H104ZM2 155H3V157H5V158H7V159H3V157H2ZM10 157H9V156ZM27 155V156H26ZM89 155H90V157H89ZM88 156V157H87ZM93 156V157H92ZM101 156H102V158H101ZM105 156V157H104ZM80 159H79V158ZM2 158V159H1ZM11 158V159H10ZM13 158V159H12ZM15 158H17V160L18 161H16V159ZM26 158H27V160H26ZM73 158V159H74ZM86 158H87V160H86ZM100 158V161L98 160ZM91 159V160H90ZM108 159V160H107ZM2 160V161H1ZM6 161V163L5 162H3V161ZM8 160H11V161H9V162H7ZM26 160V161H25ZM79 160H80V162H79ZM92 160H94V161H92ZM99 162H98V161ZM107 160V161H106ZM23 161H25V162H23ZM14 162H16V163H14ZM89 162V163H88ZM90 162H91V165H90ZM93 162V163H92ZM95 162V163H94ZM96 162H98V163H96ZM3 163H5V164H3ZM26 163H27V166L25 167V165H26ZM100 163V164H99ZM103 163V164H102ZM111 163V164H110ZM10 164H11V166L13 167V169H12V167L10 168ZM23 164H24V167H23ZM94 164V165H93ZM102 164V165H101ZM7 167H6V166ZM14 165V166H13ZM19 165V166H18ZM96 165V166H95ZM101 165V166H100ZM2 166V167H1ZM5 166V167H4ZM71 166V165H70ZM67 167L66 168V170H64L65 168H64V166L62 167V171H63V173H62V171L60 170V173L58 172V174H64L63 175V177H64V179H65V177L66 176H68V174L69 173H72L75 169H71L72 167ZM92 166V167H91ZM95 166V167H94ZM106 166H109V167H106ZM100 167H102V168H100ZM105 167V168H104ZM3 168H4V170L5 169H8V172H7V170L6 171H4L3 170ZM15 168V169H14ZM24 168H25V170H24ZM89 168H93L92 170H90ZM98 169V168H100L99 170H96V169ZM107 168V169H106ZM10 169L12 170V171H10ZM19 171H17V170ZM13 170H14V172H13ZM24 170V171H23ZM68 170H70V171H68ZM96 170V171H95ZM101 170H103V172H100ZM2 171H4L3 173L4 174H2ZM10 172V173H9ZM8 173V174H7ZM16 173V174H15ZM20 173H22V174H20V176H19V174ZM98 173H100V174H98ZM87 174V173H86ZM86 174H82V172L81 173H79V176L77 177V179H78V182L80 183L82 180H83V177H85L86 176ZM62 175H61V177H62ZM84 175V176H83ZM2 176V177H1ZM80 176H82V178L80 177ZM12 177V178H11ZM62 177V178H63ZM80 177V178H79ZM100 177V176H99ZM22 178V179H21ZM67 178H69V176L68 177H66V179ZM79 180H81V181H79ZM18 182V183H17ZM23 188H22V187ZM18 188V189H17ZM24 191L25 190V192H22V190ZM17 191V192H16ZM15 195V196H14ZM18 197V198H17ZM24 197V198H23ZM17 198V199H16ZM13 199V200H12ZM25 201H24V200ZM19 200H20V202H19ZM22 200V201H21ZM27 200V201H26ZM9 201V202H8ZM14 201V202H13ZM18 203H17V202ZM13 203H15V204H13ZM16 203H17V205H16ZM21 203H23V205H21ZM84 204H85V207L88 209V211H95V212H93V213H99V212H104V211H107V212H110V213H112V214H116L115 212L117 211V213H119V214H116V216H119V215H121V207H113V206H111V205H109V204H107V203H104L103 205H102V207L100 206V205H95V203H94V201L91 199H84V202H83ZM90 203V204H89ZM9 204V205H8ZM20 204V205H19ZM91 205V206H90ZM5 206V207H4ZM17 206V207H16ZM18 206H21V207H18ZM100 206V207H99ZM109 206H111V209H109L108 207ZM7 207V208H6ZM106 207V209H104ZM113 207V208H112ZM11 208V211L13 210ZM93 208V209H92ZM95 208V209H94ZM9 210V209H8ZM17 210L15 211V213L17 212ZM103 210V211H102ZM23 211V210H22ZM21 211V212H22ZM12 213V212H11ZM13 218H15V215L14 216H12ZM127 217H128V215H127ZM13 227V224H12V226L10 225L9 227H2V225L0 224V264H12V260L14 259V257H16V255H18V254H20L21 252H23L24 251V253H26V252H33L34 250H36L38 247H36L37 245H39L38 243H39V241H40V239H39V237H38V235H35L36 234V232H34L35 231V229H33L34 228V225H33V223H32V221H23V223H22V221H21V223L19 222H17V223H15L14 224V227ZM32 227V228H31ZM10 228V229H9ZM7 229V230H6ZM33 232V233H32ZM242 231H238L237 233L239 234V233H241ZM238 234H237V239H238ZM33 236V237H32ZM233 239H235V240H237L236 239V237L235 238H233ZM34 240V241H33ZM38 241V242H37ZM37 244V245H36ZM237 244L238 245H240V246H242V243L240 242V240L238 239V242H237ZM31 247H32V251L31 250H26V249H31ZM35 248V249H34ZM242 248V247H241ZM26 251V252H25ZM115 251V252H114ZM109 253H111L112 255H110ZM152 253V252H151ZM22 254V253H21ZM107 254V255H106ZM138 254V255H137ZM137 254H128L129 256H127V254H123L122 252H118L117 250H112V252H105V253H103V254H100V255H98V258H105V259H107L109 256H110V258H118L119 256V259L121 258V259H126V260H129V261H132V260H138L137 262H144L145 260H143V259H145V257H146V254H144V253H141V254H139V253H137ZM144 254V255H143ZM113 255H114V257H113ZM116 255H117V257H116ZM124 255H126V257L124 256ZM9 256V257H8ZM124 256V257H123ZM140 256V257H139ZM138 257H139V259H138ZM142 259V260H141ZM67 262V261H66ZM63 263V264H73V261H70L69 260V262L68 263Z\"/></svg>", "mask_w": 264, "mask_h": 264}, {"label": "built area", "instance_id": "obj_3", "mask_svg": "<svg viewBox=\"0 0 264 264\" xmlns=\"http://www.w3.org/2000/svg\"><path fill=\"white\" fill-rule=\"evenodd\" d=\"M181 3H183L184 5H191L194 2H196L197 0H179Z\"/></svg>", "mask_w": 264, "mask_h": 264}]
</instances>
